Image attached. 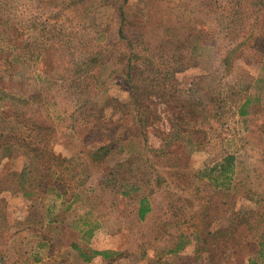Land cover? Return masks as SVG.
I'll return each instance as SVG.
<instances>
[{"label":"rangeland","instance_id":"1","mask_svg":"<svg viewBox=\"0 0 264 264\" xmlns=\"http://www.w3.org/2000/svg\"><path fill=\"white\" fill-rule=\"evenodd\" d=\"M234 230L264 232V0H0V264H246Z\"/></svg>","mask_w":264,"mask_h":264},{"label":"trees","instance_id":"2","mask_svg":"<svg viewBox=\"0 0 264 264\" xmlns=\"http://www.w3.org/2000/svg\"><path fill=\"white\" fill-rule=\"evenodd\" d=\"M243 41L239 42L238 46H243ZM230 53V52H229ZM250 101L249 97H246L244 102L242 103V110H244V107L246 104ZM244 111H242L243 113ZM105 129L109 130V127H106ZM113 130V129H110ZM98 139L96 142L101 143L102 141L99 140L100 137H97ZM28 145V143L26 144ZM113 144L108 143L107 145H100V149H111ZM33 152V155L29 163L28 172H36L35 175L38 174V180L37 184L39 188L43 192H48L51 190H54L57 192V195L60 196L63 193H65V187L62 185V183H58L57 180L54 178V168L56 165H59L64 161H66V157H63L55 152L49 151V149L46 146L43 147H33L30 148ZM45 151V152H43ZM44 154H46V157L43 158ZM235 155L232 153H227L223 157H221V162L219 163V167L224 172H232L235 168ZM39 159H44L46 163H39V166H36V162H38ZM36 177V176H35ZM145 198L141 201L139 214L143 216L148 211V206L145 204ZM243 223L235 224V225H242ZM234 225V226H235ZM237 231L234 230L231 235V242L228 245V249L231 253V256L233 258L243 260L246 259V264H260L259 259L264 260V232L260 233V238H257L256 236L242 234L240 236H236ZM202 239V237H200ZM254 246V255L250 248ZM204 248V247H202ZM107 254V253H105ZM236 255V256H235Z\"/></svg>","mask_w":264,"mask_h":264}]
</instances>
